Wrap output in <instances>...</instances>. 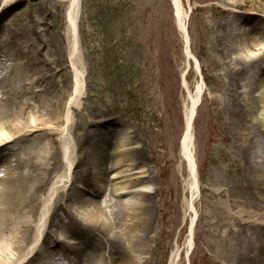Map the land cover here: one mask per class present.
Listing matches in <instances>:
<instances>
[{
    "label": "rangeland",
    "instance_id": "1",
    "mask_svg": "<svg viewBox=\"0 0 264 264\" xmlns=\"http://www.w3.org/2000/svg\"><path fill=\"white\" fill-rule=\"evenodd\" d=\"M231 2L233 0H180L188 18L189 49L197 59L198 70L194 58L185 52L186 39L178 27L174 0H82L77 12L76 59L85 89L72 109L69 123L75 147L74 167L78 163V168L84 166L81 158L86 153L87 160H96L93 171L96 178L92 176L85 183L94 190L101 184L102 189L98 194L89 193L88 188L82 191L83 200L72 208L76 218L72 216L86 224L91 222L90 212L95 205H101L103 217L112 222L111 229L104 233H116L115 236L125 242L128 235L142 233V225L133 230L126 228L127 209L119 203L124 198L118 201L119 196L110 192L112 184L108 178L114 160L113 148L126 144L127 160L122 158V162L131 167L142 166L155 192L156 206L146 229L149 240L141 253L146 257V264H170L175 257V264H230L229 234L224 236L223 227L214 225L216 220L222 221L215 215H221L218 202L227 195L212 186L224 185L222 188L240 191L242 183L254 171L264 177V135L261 132L254 135L256 148L250 154L251 171L243 168L237 156L233 141L238 124L231 116L233 102L229 99L224 75L227 63L235 64L234 57L239 54L244 57L240 50L244 49L248 36L264 47V16L240 21L231 13L228 6ZM237 4V11L242 13L264 5V0H237ZM66 6L67 2L60 0H0L1 124L22 121L26 118L20 113L22 109L29 113L38 109L40 114L48 115L53 103L59 112L57 102L67 91L70 93L72 42L70 36L66 37ZM15 67L22 75L18 86L7 81ZM253 71L256 72L255 67H250L249 72L241 75L239 91H247L254 80ZM201 78L203 89L193 121L201 193L189 208L190 194L183 190L178 168L179 149L185 113ZM239 96L245 101V93ZM244 106L247 110L242 113V123L255 124L261 112L250 110L248 101ZM89 131L97 135L87 136ZM31 141L45 148L47 156H60L58 132L49 130L41 139L30 137L19 143L13 141L0 154L2 187L10 178L18 182L20 173L6 153L13 151L23 155ZM31 147L34 151L38 148L34 144ZM141 147L145 149V159L138 154ZM181 165L185 174V164ZM58 169L56 165L49 178L52 179ZM35 197L39 203L44 195L39 192ZM65 212H68L65 207L60 208L55 225L48 228L46 238L56 241V245L47 247L44 231L38 243L37 259L27 258L25 264H109L107 249L97 257L79 254L63 259L59 249L73 248L63 244H74L85 237L84 226L74 227L69 223L75 219L67 223ZM21 220L25 221L26 217L22 216ZM27 224L32 234H36V225ZM17 245L10 237L4 240L0 245V260L12 259ZM80 248V245L74 246L76 251Z\"/></svg>",
    "mask_w": 264,
    "mask_h": 264
},
{
    "label": "bare ground",
    "instance_id": "2",
    "mask_svg": "<svg viewBox=\"0 0 264 264\" xmlns=\"http://www.w3.org/2000/svg\"><path fill=\"white\" fill-rule=\"evenodd\" d=\"M60 1L67 2L65 8L68 22L66 37L70 36L69 38L72 42L69 52V59H72L70 60V65L73 76L71 78L70 93L67 91L63 99L57 102L60 107L58 108L60 109L59 112L55 110L52 103L50 106L51 114H40L38 109L29 113L22 109L20 111L21 115H26L24 116L26 118L22 121H11L7 125L0 122V154L13 141L19 143L27 141L30 137H32V140L41 139L50 130L59 134L60 146L58 150L60 156L55 154L47 156L46 149L34 141L25 146L23 155L13 151L6 153L5 156L10 158L9 160L14 164L15 168L19 169L20 173L17 175L19 178L18 182H12L10 178L5 181L3 187L0 183V245L9 237L11 241H15L18 245L16 246L17 251L14 257L7 261L0 260V264H25L27 258L34 257V259H37L38 255L36 254H38L40 249L38 243L44 231L43 240L45 239V243H48L46 244L47 247L57 243L54 240L48 241L46 237L48 236V228L55 225L54 219L59 215V209L65 207L68 211L65 212L64 216L68 223L69 220L76 218L72 208H76L83 200L82 191L88 188L90 190L89 193L98 194L102 189L101 184H98V188L94 190L85 183L93 176V171L97 166L96 160L91 162L87 160L88 154L86 153L81 158L84 166L78 168L80 166L78 163L74 167L76 156L73 153L75 152V147H73V137L69 123L72 118V109L79 102V97L85 89L83 73L78 68L79 60L76 59L78 53L77 12L82 0ZM174 1L178 27L186 39L185 52L188 57L191 56L197 62L188 47L187 15L183 13L180 0ZM237 5V0H233L228 6L231 8L233 16L239 18L240 21H247V18L250 19L252 16H264V5H256L257 7H251L242 13L237 11ZM257 42V39L248 36L244 40V49L240 50L244 57L240 56L242 54L235 56V64L230 62V65L227 63L224 70V75L227 79V91L230 92L229 99L233 102L231 116L238 124L236 127V140L233 141L236 143L234 148L243 168L248 171L252 169L249 162L250 154L256 148L254 135L258 132L264 135V47L258 46L259 43ZM256 43L257 45H255ZM256 50L259 53L254 52ZM250 67H255L256 69V72L253 71L254 80L249 84L247 91L241 92L239 91L241 75L244 72H249ZM196 70H198L197 63ZM21 77L19 69L15 67L7 77V81L18 86L21 83ZM202 89L203 79L201 78L196 86L194 95L191 96V105L185 113V127L179 149L180 163L178 168L180 174H182L183 190L190 194L189 208L193 207L194 200L201 193L194 155L193 121ZM243 93L246 94L245 101L239 96V94ZM246 101H248L250 110L254 113L260 111L262 115L260 118H256V123L253 125L242 123L241 117L244 116L242 113L246 109L244 106ZM25 105L24 103L23 108ZM62 121H64L63 124L61 123ZM248 121L251 122L250 120ZM86 134L87 136L90 135V137L97 135L95 131H89ZM33 144L38 147L35 151L31 147ZM126 149V144L117 145L113 148L114 160L109 170L110 175L108 178L112 184L110 192L115 197L119 196L118 201L124 198L119 203L121 207L127 209L126 214L129 217V223H127L126 228H132L131 230H133L142 225V233L128 235L126 242L121 237L115 236L116 233H104V231L111 229L112 222L103 217L104 208L101 205H95V209L90 212L91 222H86L85 224L79 222L78 219L69 222L74 227L84 226L85 237L74 244H63L73 247L69 250L59 249L63 259L74 258L79 254L97 257L101 255V252L103 253L104 249H107L109 264H146V260H144L146 257H142L141 253L145 250V244L149 240L146 229L149 227L153 216L152 212L156 206L155 192L152 191L142 166L131 167L130 164L122 162V158L127 160L125 156ZM144 150L143 147L138 149V154L142 159L146 158ZM182 162L185 164V174H183ZM56 165L59 169L51 179L49 174ZM76 167L77 169H75ZM87 172L89 174L92 173V175L88 177L89 174H87L86 177ZM95 178L93 176V179ZM223 186H212L214 190L224 192L227 195L225 200L218 202L221 215H215L216 218H220L222 221L216 220L214 225L219 227L220 224L223 227L224 236L227 233L229 234L228 255L230 256V264H264V177L261 176L260 172L254 171V174H250L242 183V190L240 191H233L229 187L225 189L222 188ZM39 192L43 193L44 198L37 203L36 200L38 199L35 195ZM107 203L106 201L105 206ZM139 209L141 211H136ZM50 210H52L51 214H49ZM207 212L213 217L214 214L210 210H207ZM140 214L145 215V217H141ZM22 216L26 217L25 221L21 220ZM29 222L36 225V234H32V229L27 224ZM191 227L192 224L190 226V235L193 232ZM249 229H252L253 232H250ZM255 234H258V236H254ZM191 242L192 235L189 239V245ZM77 245H80V251L74 250V246ZM175 260L176 257L175 259L172 258L170 264H175Z\"/></svg>",
    "mask_w": 264,
    "mask_h": 264
}]
</instances>
